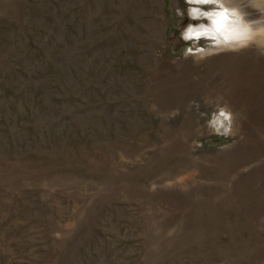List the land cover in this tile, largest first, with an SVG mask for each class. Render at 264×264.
<instances>
[{
	"label": "rangeland",
	"instance_id": "obj_1",
	"mask_svg": "<svg viewBox=\"0 0 264 264\" xmlns=\"http://www.w3.org/2000/svg\"><path fill=\"white\" fill-rule=\"evenodd\" d=\"M177 5L0 0V264H264V54Z\"/></svg>",
	"mask_w": 264,
	"mask_h": 264
},
{
	"label": "clouds",
	"instance_id": "obj_2",
	"mask_svg": "<svg viewBox=\"0 0 264 264\" xmlns=\"http://www.w3.org/2000/svg\"><path fill=\"white\" fill-rule=\"evenodd\" d=\"M173 12L182 25L179 41L184 44L180 50L184 59L199 61L250 47L264 54V0H183ZM228 132L226 127L224 134Z\"/></svg>",
	"mask_w": 264,
	"mask_h": 264
},
{
	"label": "bare ground",
	"instance_id": "obj_3",
	"mask_svg": "<svg viewBox=\"0 0 264 264\" xmlns=\"http://www.w3.org/2000/svg\"><path fill=\"white\" fill-rule=\"evenodd\" d=\"M258 90V89H257Z\"/></svg>",
	"mask_w": 264,
	"mask_h": 264
}]
</instances>
